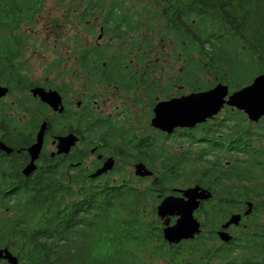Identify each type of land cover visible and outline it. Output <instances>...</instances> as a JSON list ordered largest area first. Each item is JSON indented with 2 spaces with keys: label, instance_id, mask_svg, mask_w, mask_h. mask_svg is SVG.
Here are the masks:
<instances>
[{
  "label": "trees",
  "instance_id": "obj_1",
  "mask_svg": "<svg viewBox=\"0 0 264 264\" xmlns=\"http://www.w3.org/2000/svg\"><path fill=\"white\" fill-rule=\"evenodd\" d=\"M39 1L0 0V84L26 86L28 78L20 76L13 59L12 33ZM170 1L165 15L187 93L217 82L232 91L264 71V0ZM0 108V139L28 146L29 131L36 127L30 121L20 127ZM90 110L76 118L74 130L85 145L80 154L44 155L27 176L0 172V247L13 249L22 264H152L167 257L168 264H264L259 220L264 216V116L253 122L241 110L224 107L215 117L166 136L173 143L180 139L172 151L150 135L125 142L119 127L94 120ZM97 129L105 140L96 139ZM92 145L100 152L115 147L156 173L149 182H143L146 177L137 182L114 166L92 177L84 166ZM0 168L10 170V165L0 163ZM194 182L212 193L197 209L202 229L192 239L168 243L156 205L176 193L178 183ZM248 203V215L232 225L233 237L212 243L220 224L234 211L243 214Z\"/></svg>",
  "mask_w": 264,
  "mask_h": 264
},
{
  "label": "flooded vegetation",
  "instance_id": "obj_2",
  "mask_svg": "<svg viewBox=\"0 0 264 264\" xmlns=\"http://www.w3.org/2000/svg\"><path fill=\"white\" fill-rule=\"evenodd\" d=\"M160 1L161 2L158 6V9H149L148 7H143L141 8V11L138 9V7L134 6L136 2H139V0H134L132 4L128 5L125 4V0H85L84 6L70 8V10H72L73 13L78 16V21L75 24L81 26L78 34L77 32H74L76 35L75 38H81L79 42L80 44L76 47L74 44L72 48V52L74 53L73 61H75L77 71L74 72V70H64V78L60 77L58 78V80H60L54 83H49L46 81V83L41 84L36 80L29 78V74H27L26 71H23V65L20 61V57L25 52L26 47H22V39L24 38L26 40L27 38L21 31H19L18 24L14 25L15 28L12 35L15 37L17 45L14 44L16 49L13 52V59L20 64L21 70L18 71L20 76L25 74L28 78V81L26 83H22V85L26 86L10 85L7 83L2 84L5 85L8 90L4 96L0 97V102H2V105L5 108L4 112L6 116L14 118L18 123H22V125H19L20 127L23 128V125H26L25 123L27 121H30L27 124H30L31 127H36L34 131H29L31 134L30 140L32 139L29 145L35 142L36 133L40 128V125L43 122L46 123L42 148L38 158L35 160L36 165L41 162L40 160H43L44 155H49L50 157L59 156L64 158L69 154L74 153V150L83 143L81 142L80 134L74 130V127L77 123L76 118L80 117L85 111L86 113H90V109H93L94 120L96 119L100 122H103L106 124V127L109 125L117 126L112 123L110 119L103 117L99 113L101 109L99 108L96 99H98L99 95L103 94L102 89H110L111 91H118L120 93L130 92L137 89L146 90L144 85H149L150 88L156 87V89H162L167 97L154 100V104L150 112V121L154 116L153 107L159 101L187 94V92H185L186 87L180 83V81H184L181 71V55H175V40L172 39L171 33H169V27L167 24V20L169 18L165 15V10L170 9L169 5L171 1ZM34 9L31 11V13L34 11ZM158 21H161L159 25H157ZM150 29L153 31L158 29L156 35L161 41L164 42L160 46L158 53L161 55L163 54L164 60L170 62L168 65L170 66L172 74H169V70L166 69L167 65L164 64V78L162 79H154V63L157 58L155 57L154 51V35L152 32H150V35L146 36L143 33ZM10 39H12V36H10ZM165 41L170 42V44L166 46ZM167 48H170V50H167ZM178 63H180V66H177ZM141 65H143V69L138 70V66L141 67ZM74 73L76 76L82 73L81 87L83 88L84 94L88 95L87 97L85 96L84 98L79 99L77 102H74V98H69L70 93H75L77 89L80 88L78 86L77 88L74 87ZM65 76H69V79H66ZM8 77H10L9 74ZM93 82H95V85H92ZM35 87H42L45 90L56 91L61 97V105L63 107L62 111L59 112L58 110H54L46 102H43L38 95H34L31 90ZM174 87L179 89L176 91ZM173 89L175 91L174 95H170L169 91ZM12 93H15V96L11 101H8V103L2 101L3 97L11 95ZM38 105L41 106V108L36 109ZM65 112L68 114L67 119L64 118L63 113ZM125 112L126 108H123L120 113L121 116H124ZM21 114L24 115L25 119L20 116ZM150 121L149 124L151 128L157 131L159 134L157 139L163 141L170 140L165 138L166 136L174 135L177 131H184L185 129H188V127H175L171 133H168L153 127ZM12 129L16 128L13 127ZM120 129L123 132L122 137L124 138L125 142L129 141L133 137H140L141 135L147 136L146 132H144L145 134L139 133L135 135L136 131L133 130L135 128H130L127 131L122 128ZM102 132L103 130L101 129L96 130V139L105 140L101 135ZM21 133V136L26 138L23 130ZM69 133L75 134L78 137V140L67 153H57V137L67 135ZM48 139L49 143L52 145L51 150L45 149ZM0 141L9 148V151H6V149L0 147V163L10 165V170H3L0 168V172H16L18 170L23 174L22 171L30 160V156L27 151L29 145H20L17 144L16 141H14L13 145H11L5 143L1 139ZM101 143L104 145V142ZM80 149L82 150V148ZM92 149L93 151H91ZM100 150L101 148H97V145L90 146L88 150V153L93 154L96 157L97 164L93 168V172L102 165L106 158H108L106 157L107 155L104 154L106 151L100 152ZM77 152H79V150H77ZM144 164L146 165V163ZM200 186L206 188L202 185ZM206 189L209 190L208 188ZM174 194L180 193L178 190H176V193ZM197 209L194 211V216L198 219ZM232 213L242 214L240 211H234ZM198 220L201 223L200 228L202 229V221L200 218ZM231 228L232 225L226 230L230 233L232 238L233 235ZM214 240L216 241L215 243L224 242L218 237L217 233ZM9 250L16 257L18 264H22L20 261L21 258L18 257L15 251L13 249ZM0 264L10 263L6 259L1 258Z\"/></svg>",
  "mask_w": 264,
  "mask_h": 264
},
{
  "label": "rangeland",
  "instance_id": "obj_3",
  "mask_svg": "<svg viewBox=\"0 0 264 264\" xmlns=\"http://www.w3.org/2000/svg\"><path fill=\"white\" fill-rule=\"evenodd\" d=\"M84 1L85 0H40L32 13L29 12L28 14L19 18L18 29L27 38L26 40L24 38L22 39V47L26 48L25 52L20 57V61L23 65V71H26V73L29 74V78L36 80L41 84L46 83V81L49 83H54L60 80H58V78H64V70H74V72L77 71V66L75 61H73L74 53L72 52V48L74 44L75 47L80 44L79 42L81 38H75L76 35L74 32H77L78 34L81 26L75 24L78 21V16L75 15L73 11L70 10V8L82 7L84 6ZM125 1V4L127 5L134 2V0ZM160 2V0H139V2H136L134 6L138 7L140 11L143 7H148L149 9H158ZM160 23L161 21H158L157 25ZM157 31L158 29H155V31L150 29L143 33L145 36L150 35V32H152L154 35V51L155 57H157L154 63V79H162L164 78V64L167 65L166 69L169 70L170 75L172 72L170 66L168 65L170 62L164 60L163 54L161 55L158 53L160 46L164 42L157 37ZM165 43L166 46L170 44L168 41H165ZM167 50H170V48H167ZM177 66H180V63H178ZM142 69L143 65H141V67L138 66V70ZM81 74L76 76L74 73V87H80L75 93L69 94V98H74V102H77L79 99L88 96L84 94L83 88L81 87ZM68 77L69 76H67L66 79H69ZM92 85H95V82H93ZM144 88H146V90L137 89L124 93H120L118 91L114 92L110 89H102L103 94L99 95L98 99H96V102L101 109L99 113L126 131L130 128H135L133 129L136 131L135 135L139 133L145 134L144 132H146L147 135H150V137L153 139L158 140V145H163L167 149L173 151L177 146V144L174 145V143L180 142V139L175 140L174 143L171 141L172 139L165 141L159 140L157 139L159 136L158 132L153 130L149 124L151 117L150 112L154 104V100L166 98L167 95L162 89H156V87L150 88L149 85H144ZM174 89L177 91L179 88L174 87ZM174 89L169 91L170 95H174ZM14 96L15 93L7 95L2 98V101L8 103V101H11ZM0 106H3L2 102H0ZM224 107H227V105H224ZM123 108H126V112L124 116H121L120 113ZM20 116L24 118L23 114ZM137 138L138 137H136V139ZM172 143L174 147L171 146ZM49 144L50 143L48 139V142L45 146L46 150H51L52 145L50 144L49 146ZM118 144L122 145V143L119 141ZM84 146L85 145L83 143L79 145L80 148H83ZM79 147H77L74 151L77 152V150H79L80 152L81 149ZM122 147L125 148L123 145ZM104 151H106L104 152V154L107 155L106 157H113V167H117L116 171L119 173H125L127 177L131 178L132 181L138 182L139 176L134 174V164L138 162L137 160H132L130 154L120 153V151H118L115 147H104ZM94 160H96L95 155L90 153H87V155L84 157V166L87 171L89 169L93 170L92 162ZM146 167L152 171V174L146 176V180L143 181L144 183L149 182L156 173V169L153 170L150 168V166ZM195 184L197 183L194 182L192 185ZM176 187L179 189L187 186H185L184 183H178ZM172 219L174 220V217L171 218V221ZM259 220L263 223L264 216H261ZM233 231L234 229L231 228L232 233ZM207 234L208 232L205 231L204 235L206 236ZM215 242V240L212 241V243ZM168 260L169 259L167 257L165 260L157 259L151 263L163 264L164 262L168 264Z\"/></svg>",
  "mask_w": 264,
  "mask_h": 264
},
{
  "label": "water",
  "instance_id": "obj_4",
  "mask_svg": "<svg viewBox=\"0 0 264 264\" xmlns=\"http://www.w3.org/2000/svg\"><path fill=\"white\" fill-rule=\"evenodd\" d=\"M7 90L5 85L0 84V97L4 96ZM31 92L38 95L54 110L62 111L61 97L56 91L35 87ZM224 105L241 110L253 122L264 116V71L254 76L248 84L232 91L227 84L217 82L204 90L192 91L185 95L159 101L153 107L154 116L150 123L153 127L171 133L175 127L191 128L215 117ZM45 129L46 123L43 122L36 133L35 142L27 148L30 160L22 171L25 176L31 174L36 168L35 160L42 148ZM57 139V153H67L75 145L78 137L69 133L59 136ZM0 147L9 151V148L1 141ZM113 165L114 159L108 157L91 176L95 177L105 173ZM134 174L144 177L151 175L152 171L139 161L134 164ZM178 192L180 194L163 196L156 205V214L162 221V235L168 243H178L199 234L201 223L194 216V211L199 207L201 201L209 199L212 195L209 190L199 184L180 188ZM250 210L251 204L248 203V209L243 214H230L217 230L218 237L224 242L229 241L231 235L226 229L231 225H237L242 215H248ZM172 217H174L173 221H171ZM1 258L6 259L10 264H18L16 257L6 247H0Z\"/></svg>",
  "mask_w": 264,
  "mask_h": 264
},
{
  "label": "clouds",
  "instance_id": "obj_5",
  "mask_svg": "<svg viewBox=\"0 0 264 264\" xmlns=\"http://www.w3.org/2000/svg\"><path fill=\"white\" fill-rule=\"evenodd\" d=\"M102 246H103L104 248H107V247H108L107 241H103V242H102Z\"/></svg>",
  "mask_w": 264,
  "mask_h": 264
}]
</instances>
